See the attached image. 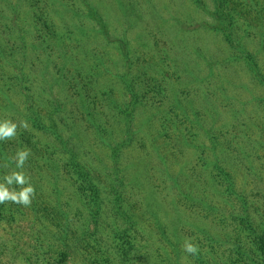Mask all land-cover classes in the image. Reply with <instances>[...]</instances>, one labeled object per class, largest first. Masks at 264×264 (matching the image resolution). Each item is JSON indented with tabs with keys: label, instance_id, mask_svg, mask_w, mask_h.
<instances>
[{
	"label": "rangeland",
	"instance_id": "374dc122",
	"mask_svg": "<svg viewBox=\"0 0 264 264\" xmlns=\"http://www.w3.org/2000/svg\"><path fill=\"white\" fill-rule=\"evenodd\" d=\"M225 1L231 41L213 0H0V85L14 90L22 70L44 105L54 77L64 135L99 190L94 223L85 182L29 126L35 195L0 204V264L264 262V0ZM125 71L140 100L127 131ZM23 131L0 141V178Z\"/></svg>",
	"mask_w": 264,
	"mask_h": 264
},
{
	"label": "trees",
	"instance_id": "16d2710c",
	"mask_svg": "<svg viewBox=\"0 0 264 264\" xmlns=\"http://www.w3.org/2000/svg\"><path fill=\"white\" fill-rule=\"evenodd\" d=\"M214 2V10L212 14L214 15V23L213 27L216 29H220L223 31V33L226 34V38L228 41H231L230 34L231 30H229L233 24V17L231 16V10L227 8L226 1L225 0H213ZM66 9V7L64 8ZM87 14L95 20L99 25L102 24L101 17H98L97 11L95 9H91L88 6V11ZM48 27V26H47ZM101 27V26H100ZM19 25L17 30L15 31V39L19 41H24V36H22L18 32ZM15 47L18 49H21L22 43L18 44L15 43ZM121 54H123L124 61H128V49L126 44L124 43L121 48H120ZM22 53L25 54V52L21 51ZM13 65H16V59H12ZM23 61V59H22ZM21 60H19L20 63H22ZM62 63V62H61ZM128 65V64H127ZM63 66V64H62ZM17 67V65H16ZM18 68V67H17ZM62 68V67H61ZM61 68L58 69V71L61 70ZM253 71L257 76H261V73L259 70H257L256 64H253L252 67ZM19 70V69H18ZM21 72V79L17 78L18 81L16 85H14V90H13V85L8 84L10 86H7L6 88L4 86L0 85V98L1 100L3 98L6 99L4 104H0V112L9 111L11 113V116L18 120H26L29 123V126L33 129L36 130L42 134H46L49 136L48 140H43L46 143L51 144L53 147L52 149L54 150L52 153H55L56 150L61 149L62 155H63V160L67 167H70L76 178H81L83 182L87 185V189L90 191V199L94 202V208H90V217L91 221L94 223L98 222V209H99V190L96 188L95 183L92 180V175L90 174L89 170L86 169L85 165H82L80 161L78 160L77 153L74 149V144L69 139V137H65L64 135V129L63 127L68 123L66 120H62L64 115L62 114L64 108V102L58 100L53 96V89L57 88L56 83L54 82V77H51V80L48 81L46 79V87L45 90L52 92V95H47L45 98L46 102L44 103L41 101L44 105L33 103L34 101V95L32 93H29V87L24 84V76H23V71L19 70ZM119 78L126 84L129 93H130V99L125 102L122 107H119L121 119L123 122H125V131H127L130 127V124L132 123L134 119V113L135 110L140 103V100L137 98V95H135V91L133 89V86L131 82L127 78V71H125L124 74L119 76ZM17 86V89H16ZM22 88H24V91H22ZM8 90L11 91V93H8ZM19 93L20 95L18 96V99L20 100L19 104L15 102V98L11 97ZM83 101V100H82ZM85 104V102L83 101ZM84 108L85 106L81 104ZM70 127V125H69ZM128 127V128H127ZM28 129H24V131L21 133L23 136L18 137V143L15 144V147L17 148H28L31 149V142L29 141L28 137L31 139V135L28 133ZM28 137H27V136ZM27 137V138H26ZM126 140L124 139L123 141L120 140L119 142H116L115 147L123 146V142ZM127 141L125 142L126 145ZM33 145V144H32ZM77 146V144H76ZM1 147V146H0ZM51 147V146H50ZM45 149V148H44ZM1 151V149H0ZM0 155H3L2 152H0ZM116 159V156H115ZM94 209V210H93ZM258 243L260 245V248L262 252H264V236H260ZM124 251L123 255H125L126 251ZM127 254V253H126ZM125 258V257H124ZM123 259V256H122ZM126 260L123 259V261ZM259 264V263H257ZM264 264V262L262 263Z\"/></svg>",
	"mask_w": 264,
	"mask_h": 264
},
{
	"label": "clouds",
	"instance_id": "9594fccd",
	"mask_svg": "<svg viewBox=\"0 0 264 264\" xmlns=\"http://www.w3.org/2000/svg\"><path fill=\"white\" fill-rule=\"evenodd\" d=\"M27 129L29 123L21 119L19 123L10 117L0 118V141L12 140L17 135V129ZM31 151L28 148H18L15 154L8 157L10 164H14L10 171H7L0 178V204L13 203L23 207L30 206L35 195V187L31 183L30 176L26 175L24 166L28 161ZM9 163L4 165L9 168ZM182 249L185 253L195 257L199 252L198 244L191 238L183 241Z\"/></svg>",
	"mask_w": 264,
	"mask_h": 264
}]
</instances>
